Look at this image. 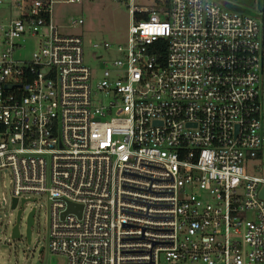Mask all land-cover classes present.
<instances>
[{
    "label": "built area",
    "instance_id": "obj_1",
    "mask_svg": "<svg viewBox=\"0 0 264 264\" xmlns=\"http://www.w3.org/2000/svg\"><path fill=\"white\" fill-rule=\"evenodd\" d=\"M125 1L128 46L104 44L119 56L94 84L83 40L54 22L55 0H0L11 209L47 196L49 248L66 264H264L262 11Z\"/></svg>",
    "mask_w": 264,
    "mask_h": 264
},
{
    "label": "rangeland",
    "instance_id": "obj_2",
    "mask_svg": "<svg viewBox=\"0 0 264 264\" xmlns=\"http://www.w3.org/2000/svg\"><path fill=\"white\" fill-rule=\"evenodd\" d=\"M224 7L233 6L241 8L256 15L262 8V0H214ZM54 22L60 27L64 36L79 37L83 40L85 51V64L88 66L96 84L105 70V65L113 70V62L118 58L116 50H105L104 44L112 48H127L131 15L127 2L119 0H79L69 3V0H55ZM137 4L152 7V0H137ZM9 13L0 10V19ZM73 20H83L84 25L71 27ZM98 46L97 56L102 62H97L94 55V46ZM34 42L30 41L27 50L21 54L22 58L31 59ZM264 177V171L259 173ZM1 193L9 199V205L0 208V264H66L62 255L51 252L48 244L49 235V209L50 203L47 196L35 197L38 201L25 207L23 220L20 225L21 238L12 239V229L17 223L18 210L11 209L10 181L9 178L1 180ZM36 209L35 225L33 227L32 243L27 239V218L31 210ZM41 240L36 248L38 240ZM43 249L40 252V249Z\"/></svg>",
    "mask_w": 264,
    "mask_h": 264
},
{
    "label": "water",
    "instance_id": "obj_3",
    "mask_svg": "<svg viewBox=\"0 0 264 264\" xmlns=\"http://www.w3.org/2000/svg\"><path fill=\"white\" fill-rule=\"evenodd\" d=\"M236 11L244 12L245 10L241 9V8H237ZM262 197L264 198V195ZM17 204H18V201H17V199H15L13 201L12 210H17ZM24 208H25V201H23L21 204V207L18 211L17 223L12 229V239L13 240L21 238L20 224H21V215L23 213ZM74 210H75V208L70 205L69 211L74 212ZM35 214H36V209L33 208L31 210V212L29 213L28 218H27V231L26 232H27V239H28L29 244L32 243L31 233H32V226L34 225V215ZM42 251H43V249L41 248L40 252H42ZM36 264H40V262L38 261Z\"/></svg>",
    "mask_w": 264,
    "mask_h": 264
},
{
    "label": "trees",
    "instance_id": "obj_4",
    "mask_svg": "<svg viewBox=\"0 0 264 264\" xmlns=\"http://www.w3.org/2000/svg\"><path fill=\"white\" fill-rule=\"evenodd\" d=\"M119 1H124V0H119ZM155 8H157L158 10H168L170 8V0H154V5H153ZM228 9H231V10H236L237 8L233 7V6H230V7H227ZM261 11L263 13V18H264V0H262V8H261ZM148 18V14H141V15H137L136 16V19L137 20H141V19H147ZM159 46L156 45L153 49L156 50L157 47Z\"/></svg>",
    "mask_w": 264,
    "mask_h": 264
},
{
    "label": "flooded vegetation",
    "instance_id": "obj_5",
    "mask_svg": "<svg viewBox=\"0 0 264 264\" xmlns=\"http://www.w3.org/2000/svg\"><path fill=\"white\" fill-rule=\"evenodd\" d=\"M23 213H24V210H23ZM23 213H22V215H21V222H22V220H23ZM35 217H36V214L34 215V225H35ZM21 225V224H20ZM34 225L32 226V233H31V237H32V235H33V227H34ZM41 264V263H40Z\"/></svg>",
    "mask_w": 264,
    "mask_h": 264
}]
</instances>
